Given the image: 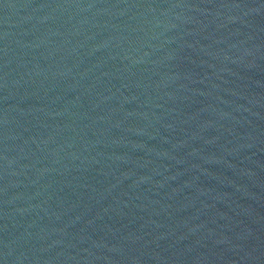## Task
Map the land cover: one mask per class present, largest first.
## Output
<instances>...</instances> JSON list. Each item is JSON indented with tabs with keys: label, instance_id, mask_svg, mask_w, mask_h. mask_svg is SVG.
Instances as JSON below:
<instances>
[{
	"label": "water",
	"instance_id": "obj_1",
	"mask_svg": "<svg viewBox=\"0 0 264 264\" xmlns=\"http://www.w3.org/2000/svg\"><path fill=\"white\" fill-rule=\"evenodd\" d=\"M0 264H264V0H0Z\"/></svg>",
	"mask_w": 264,
	"mask_h": 264
}]
</instances>
